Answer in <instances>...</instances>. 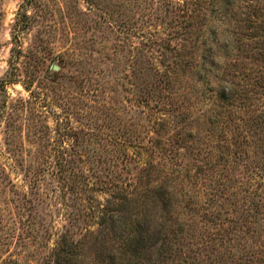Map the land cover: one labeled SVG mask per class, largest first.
Segmentation results:
<instances>
[{"label":"rangeland","instance_id":"rangeland-1","mask_svg":"<svg viewBox=\"0 0 264 264\" xmlns=\"http://www.w3.org/2000/svg\"><path fill=\"white\" fill-rule=\"evenodd\" d=\"M27 2L0 0V107L39 111L0 108V264L61 235L69 264H264V0Z\"/></svg>","mask_w":264,"mask_h":264},{"label":"trees","instance_id":"trees-1","mask_svg":"<svg viewBox=\"0 0 264 264\" xmlns=\"http://www.w3.org/2000/svg\"><path fill=\"white\" fill-rule=\"evenodd\" d=\"M35 2V0H28L27 4L31 5ZM30 15L27 13V11H20L18 14V21L16 22V27H15V35L14 38H16V40L19 42V33L21 32V30L25 29L27 27V25L30 22ZM22 54V51L19 47L16 48V53L14 54L17 58H19ZM165 57V54H164ZM16 61V60H15ZM13 57L11 59V64L13 65V69L10 72V75H8V78L3 79L0 82V90H3L6 92V85L9 83H14L15 81H17V70H18V66L16 65ZM165 67V71H169L170 68H172L171 64H166L163 65ZM160 72V71H158ZM53 81H56L55 79H52ZM24 86L25 88L30 91V94L32 95V99H38L39 97H41V92L40 91H35L32 89V81H24ZM5 99H3L2 101V106L0 108H6L8 107H16L15 105H20L23 108H27V109H31L32 113H37L39 114V111L37 110L38 106L36 105L35 101L28 99V98H23V97H19L16 99V104H10L8 101V97L9 95L6 94L5 95ZM30 103H35L34 105L30 106ZM15 104V105H14ZM0 112L2 113L3 111L0 110ZM1 116V115H0ZM48 131L51 130L50 126H48ZM32 167V174L35 176V179L37 181H39V179H42V177H44L47 174H51L53 175V177H58L59 179L58 181V187H61V182L65 184H69L70 188H73L74 184H70L67 183L68 181L66 179H72L73 182L75 183V178L78 176L77 173H75L72 169L70 170L69 167H67L62 161H49V160H42V161H35L31 164L30 168ZM62 180V181H61ZM65 180V181H64ZM112 184H116V181H112ZM79 185V184H77ZM81 185V184H80ZM87 186H89V184H87ZM121 193H116L113 194L112 193V197H116V196H121ZM111 201V200H110ZM108 208L107 207H103V209L98 210L99 213V217L101 218V222L102 224H104L105 222H107V216H108ZM110 217V216H109ZM108 217V218H109ZM74 250V243L72 241H70L68 239V237H66V235H61L60 237V243L58 245V247L56 248V257H55V262L56 264H69V261L67 259V256L70 255ZM143 264H148L147 263H143Z\"/></svg>","mask_w":264,"mask_h":264}]
</instances>
